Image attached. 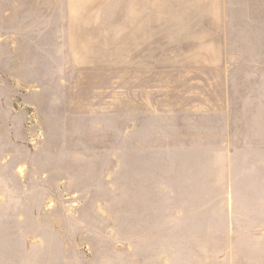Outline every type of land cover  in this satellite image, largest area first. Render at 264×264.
I'll use <instances>...</instances> for the list:
<instances>
[{
  "label": "rangeland",
  "instance_id": "374dc122",
  "mask_svg": "<svg viewBox=\"0 0 264 264\" xmlns=\"http://www.w3.org/2000/svg\"><path fill=\"white\" fill-rule=\"evenodd\" d=\"M0 264H264V0H0Z\"/></svg>",
  "mask_w": 264,
  "mask_h": 264
}]
</instances>
